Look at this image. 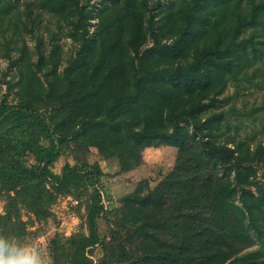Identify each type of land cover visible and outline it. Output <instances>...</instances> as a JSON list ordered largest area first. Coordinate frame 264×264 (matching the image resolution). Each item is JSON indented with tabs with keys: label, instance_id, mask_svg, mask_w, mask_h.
<instances>
[{
	"label": "trees",
	"instance_id": "1",
	"mask_svg": "<svg viewBox=\"0 0 264 264\" xmlns=\"http://www.w3.org/2000/svg\"><path fill=\"white\" fill-rule=\"evenodd\" d=\"M95 1L0 0L7 62L0 189L7 205L15 209L17 200L36 212L90 178L89 231L75 238L66 264H94L88 252L96 244L103 264L111 257L123 264H264V141L252 146L230 132L229 110L220 105L228 81L254 82L264 68V0ZM34 9L75 41L64 63L54 34L47 50L40 36L29 47L25 34L40 22ZM87 140L105 159L115 157L120 171L142 162V148L161 144L176 148L174 164L154 186L138 182L109 210L94 184L98 164L49 172L62 146ZM26 152L36 164L20 163ZM110 212L102 236L97 218Z\"/></svg>",
	"mask_w": 264,
	"mask_h": 264
},
{
	"label": "rangeland",
	"instance_id": "2",
	"mask_svg": "<svg viewBox=\"0 0 264 264\" xmlns=\"http://www.w3.org/2000/svg\"><path fill=\"white\" fill-rule=\"evenodd\" d=\"M90 1V6L93 7L96 1ZM164 1H161L160 5ZM37 12H39L37 16V21L40 20L39 26L33 32L25 34L29 47L34 51L35 42L40 36L41 47L47 50L50 46V37L54 34L64 63L66 58L74 52L75 41L64 32L57 30L55 20L47 12L34 9V14ZM95 21L96 18H93L89 26L92 34H94ZM1 48L0 44V97L6 91V85L1 77L7 63L6 58L2 56ZM61 67L60 65L59 68ZM261 69H263L262 72ZM221 96L226 97L220 100V105L229 110L230 132L246 138L252 146L264 141V110L258 108L264 104V68L257 71L254 82L228 81ZM6 98L11 104L16 102L13 91L9 92ZM41 141L44 142V140ZM175 153L176 148L171 145L147 146L141 150L143 160L139 165L120 171L115 157L105 159L94 143L87 140L86 145L70 143L62 146L58 157L49 166V172L57 174L69 166L80 167L84 163L98 164L101 173L97 175L94 184L100 188L102 202L110 210L118 206L120 197L133 190L138 182L146 179L151 186L158 183L172 169ZM20 163L30 166L37 162L31 152H26L20 159ZM257 173L260 174L261 170L259 169ZM51 181H46L50 188H52ZM91 192L90 178L83 181L78 188L70 184L58 191L51 203H41L34 212L17 200L15 209L11 208L12 206L6 203L7 193L0 189V234L14 236L24 243L42 245L53 255L55 264H66L67 256L74 248L75 238L89 231L87 211L91 203ZM10 194L13 195L14 192L10 191ZM106 215L107 217L97 218L98 231L102 236L109 233L112 225L111 212ZM88 253L94 264H103L102 255L105 253L101 244H96ZM106 264L123 263L111 257Z\"/></svg>",
	"mask_w": 264,
	"mask_h": 264
},
{
	"label": "clouds",
	"instance_id": "3",
	"mask_svg": "<svg viewBox=\"0 0 264 264\" xmlns=\"http://www.w3.org/2000/svg\"><path fill=\"white\" fill-rule=\"evenodd\" d=\"M0 264H55V259L42 245L0 234Z\"/></svg>",
	"mask_w": 264,
	"mask_h": 264
}]
</instances>
